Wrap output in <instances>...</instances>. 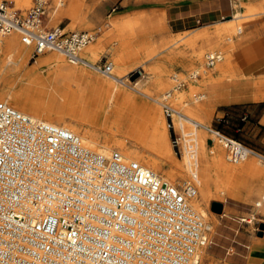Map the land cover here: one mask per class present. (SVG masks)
Returning <instances> with one entry per match:
<instances>
[{
  "label": "built area",
  "instance_id": "obj_1",
  "mask_svg": "<svg viewBox=\"0 0 264 264\" xmlns=\"http://www.w3.org/2000/svg\"><path fill=\"white\" fill-rule=\"evenodd\" d=\"M46 5L45 0H36L22 14L0 1V38L19 31L34 57L48 49L82 61L79 54L95 35L50 26ZM219 60L218 54H209L207 66ZM93 67L111 75L112 65L106 61ZM170 95L166 93L161 103L168 116L178 113L165 103ZM4 129L34 137L49 165L48 177H53L52 183L47 176L41 179L43 191L34 198V221L25 228L30 239L19 241L16 234L10 235L22 250L34 249L43 264H201L211 229L192 203L197 197L195 176L181 184L169 183L118 151L102 156L82 145L64 125L31 117L0 101V131ZM207 130L212 143L217 140L226 148L233 164L260 156L220 129ZM8 211L13 214L11 208Z\"/></svg>",
  "mask_w": 264,
  "mask_h": 264
},
{
  "label": "bare ground",
  "instance_id": "obj_2",
  "mask_svg": "<svg viewBox=\"0 0 264 264\" xmlns=\"http://www.w3.org/2000/svg\"><path fill=\"white\" fill-rule=\"evenodd\" d=\"M14 1L18 7L29 8L32 4V0ZM63 1L56 0L57 7L65 5ZM75 2L73 0L67 10H61L58 13V10H56L54 22L60 23L66 13L73 16V9L70 6L73 8L76 5ZM239 2L243 6L244 0H239ZM256 9H259V7ZM256 9L253 7L247 8V11L245 10L246 15L233 18L231 21L221 23V25L213 28L205 27L188 41L190 45H194L196 40H201L200 46L193 48L192 61L199 66L192 72L195 76H201L202 79L199 80L205 86L218 80H225L224 78L237 81L234 75L231 74L234 55L237 50L233 49L230 53L218 52L216 51L217 42L226 38L232 39L235 35H239L250 22L248 20H251L255 15L252 12ZM72 20L71 25L74 24L75 27L83 19L76 17ZM120 27L124 29L123 31L132 30L133 24L131 21H127L116 25V29ZM120 32L119 29L118 33ZM127 36L129 35L127 34ZM131 36L133 38V35ZM19 38H21L19 31H13L11 34L0 38V86L3 85L8 88L5 94L0 95V100L13 103L20 110H18L19 112L23 111L21 113H26L31 117L64 125L80 138L82 145L88 146V148L102 156L109 157L114 145V147L121 150L120 153L127 158L126 160L138 162L158 174L164 165L169 164L176 171L173 174L160 175L169 183L174 184L177 179L191 173L192 177H196L198 192V196L192 203L203 215L207 214V210L202 205L204 202L208 203L209 198L213 196L211 185L215 184L217 186L216 193H222L224 192L222 188L224 187L222 185L223 179L227 180L241 171L237 165L228 162L229 158L225 154L222 144H216L215 151L211 150L214 156L208 154L207 137L202 128L209 129V114L204 113L201 115L192 107L188 108L187 114L174 108L178 112L174 114L177 118L172 115L164 118L159 108L144 101L147 110L146 116L150 119L152 126L150 132L144 136H137L135 127L127 130L126 119L130 118V113L126 107L130 108L129 105L137 99L123 89L124 87L128 88L129 85L123 79L122 70L116 69L114 72L111 71L110 76L104 75L107 79L97 77V84L92 89L96 95L94 108L82 102L79 103L72 96L71 82L78 80L80 83L88 82L91 84V80H86L94 78L90 72L83 70L79 64L99 72L93 67L96 65V61L93 53H91V49L94 51V48L89 47L92 43L80 52L79 55L82 59L80 62L72 60L57 51L44 50L41 53L42 55L53 51L51 55L43 57L44 64L51 66V70L45 77L50 82L47 88H44V83L38 82L40 76L29 70H24L20 77L19 74L14 80H10L12 79L9 78L10 73L18 66L24 68V63L30 56V50L26 46H22L23 43L19 42ZM228 45L233 48L230 40ZM176 51V48H173L168 56H175L178 54ZM206 51H210L208 55L218 54L220 56V60L212 70L203 65ZM82 52H84L87 59L82 57ZM120 61L125 60L122 58ZM111 65L113 69L114 64L111 63ZM256 83L258 87L264 86V81H257ZM197 89L200 88L192 87L191 93H195ZM140 93L152 98L149 91ZM198 94L200 92L196 93L195 96V102L197 103L200 102L197 97ZM176 95L180 96L177 91L174 96ZM255 98L264 100V95L257 94ZM152 99L160 104L163 102V100L160 102L156 98ZM14 106L13 108H15ZM119 106H123L126 111H121ZM200 107L205 109V104H200ZM186 123L193 125L194 128L192 127V130L186 131ZM172 128L175 130L180 129L184 136L183 141L181 140L183 155L180 157H185L186 170H182L181 164L176 160L174 153L176 147L172 143L169 131ZM119 136L123 138L120 139ZM110 143L114 144L111 145ZM95 147L97 148L95 149ZM1 148L5 151L0 152V264H14V262L15 264H30L33 261H43L37 259L34 249L30 251L22 250L21 243L18 242L30 239L25 228L30 222L34 221L32 217L34 198L39 192L43 191L41 179L42 177H48V174L51 173L49 172V165L38 141L34 137L27 139L25 136H21L18 130L4 129L0 131ZM262 162H264V157L250 155L246 163L240 167L246 166L242 169L243 173L258 174V176L264 178V164ZM222 176H224L223 179ZM47 180L52 183L53 177L49 176ZM251 194L256 197V207H261L264 201V189L252 190ZM10 208L13 211L12 215L11 212H7ZM12 234H16L18 242L10 239ZM204 255L205 251H202L200 257L203 258ZM43 263L44 261L40 262V264Z\"/></svg>",
  "mask_w": 264,
  "mask_h": 264
},
{
  "label": "rangeland",
  "instance_id": "obj_3",
  "mask_svg": "<svg viewBox=\"0 0 264 264\" xmlns=\"http://www.w3.org/2000/svg\"><path fill=\"white\" fill-rule=\"evenodd\" d=\"M6 1L15 10H19L22 14H25L36 0H32V4L29 8L18 7L14 0ZM45 1L47 3L46 6L50 18V26L65 27L66 31L78 30L93 33L95 37L91 42L92 45L89 47L94 48V51L91 49V53H93L96 64H101L106 61L107 63L114 64L112 72L116 69L123 71V79L126 84L129 85L128 88L124 87L123 89L137 99L129 105L130 108L126 107L130 113L129 117L131 118L126 119L127 130L135 127L137 136H144L150 132L152 126L150 119L146 116L147 110L144 101L159 108L164 118H167L168 115L165 113L161 104L154 101L152 98H156L158 101L162 102L164 95L167 92H171V95L165 102L169 106L181 110L184 114H187V110L190 107L197 110L201 115L207 113L209 114V128L220 129L224 133L229 132L236 134V138L241 140L249 148L264 150V118L260 120V123H257L256 117L251 118L250 115L251 110L254 109L256 104H259V112L264 110V100H252L254 95H264V86L258 87L256 83L257 81H264V67H262L264 66V62L262 66H255L256 63L251 64L252 61H256L264 55V0H244L243 6L240 5L239 0H75L76 5L73 6V8L70 6L71 9H73L74 15L72 16L66 13L63 20L58 24L54 22L56 10H58L57 13L64 9L67 10L73 0H64L63 3L65 5L60 7H57L56 0ZM232 1L234 2V7H232ZM250 7L255 9L259 7V9L252 12L255 13V15L251 20H248L250 22L246 25L244 30L239 35H235L232 39L226 38L219 40L217 42L216 51L230 53L233 49L237 50L234 55L231 74L234 75L235 80L245 83L246 85H251V87L248 89H236L234 86H231L232 84L230 81H227V78H224L225 80L220 84V88H218L217 95H215V100L212 102L213 105L209 113L206 107L205 109L207 111L201 107L199 108V106L209 99L210 90L208 87L212 83L205 86L203 82L200 81L202 79L201 76H195L193 74L195 68L199 66L192 61L193 48L200 46L201 40H196L194 45H190L188 41L192 39L196 33L203 30L204 27L213 28L214 26L221 25H214L215 23L246 15L247 13L245 10L247 11V8ZM241 11L244 12L241 13ZM144 15H147L146 18L142 19L143 24L146 23L144 26L145 28L123 31L124 29L120 27L119 29L121 32L118 33L119 29H116V25L113 22L114 17H116V24L119 25L123 21H140L141 17ZM76 17H80L83 20L74 27V24L71 25V23L73 21L72 19ZM153 18H158V20H154ZM187 19L191 21L189 23H182ZM127 34L129 36H127ZM131 35H133V38H131ZM229 40L233 44V48L229 47ZM19 42L21 44L23 43L21 38H19ZM22 46H26L28 50H30V56L26 63H24V68L16 66L17 69H14V71L10 73L11 75L9 78H12L10 80H14L19 74L20 77L24 70H29L34 72L33 74L39 75L40 79L38 82L44 83L45 87H43L47 88L50 82L46 80L45 77L51 70V66L44 64L43 57L51 55L53 51L34 57L32 47H28L24 43ZM173 48H176L178 54L175 56H168V53ZM209 52L206 51L204 54L203 65L209 70H212L215 66L208 67L206 63V56ZM55 53L60 55L57 52ZM81 55L84 59H87L84 52H82ZM118 58L120 60L123 58L125 61H120ZM263 60L264 58H261L257 63H261ZM79 66L83 70L90 72L94 78H88L86 80H91V84L88 82L80 83L78 80H74L75 82L72 81V96H74L79 103L82 102L94 108L96 105L94 101L96 95L92 89L94 85L97 84V77L102 79H107V77L89 67L80 64ZM219 81L223 80H218L216 82ZM180 82H182V84L178 87ZM194 86L200 89H197L196 92L192 94L191 88ZM7 89L6 86L4 87L1 85L0 95L5 94L8 91ZM139 91H149L152 98L143 95ZM176 91L180 96H174ZM198 92H200L197 96L200 102L197 103L195 102V96ZM206 94L208 95V99L206 98ZM234 97H238L241 100L230 104L219 103V101ZM8 104L14 106L13 103ZM238 107H243L244 112L248 114L246 120L248 122L247 127L241 132H236L234 127V124L242 126L240 119L231 118L229 122L224 121V112ZM16 109L19 110L18 108ZM119 109L121 111H126L123 106H119ZM172 116L177 118L174 114H172ZM192 127L194 128L193 125L191 126V124L189 125V123H186L185 130H192ZM202 129L207 137L208 154L214 156L211 150L215 151V145L221 144L217 140L212 143L210 140V138L213 137L211 133L206 128ZM169 131L172 143L176 147V149L174 147L176 160L181 164L182 170H186L185 157H180L183 155L181 146L184 136L180 129L175 130L172 128V130ZM119 138L122 139L123 137L119 136ZM110 144L113 145L114 143ZM96 148L97 147H95V149ZM112 148L110 153L114 151L121 152V150L114 147V145ZM224 152L227 155L225 147ZM124 159L127 158L124 157ZM246 161L237 165L239 169H241L239 173L234 174L227 180L222 176V179L224 178L222 182L224 192L216 193L217 186L212 184L211 193L213 196L209 198L210 201L208 203L204 202L202 205L207 210V214L202 215L210 225L211 230L209 234L210 244L203 250L205 251V255L203 258L200 257L201 264H226L223 260H214L208 256L213 237L216 233H219L218 226L220 222V215L214 214L215 212L211 210L212 202L225 203L230 197H239L245 202V207L251 208L248 214L242 215L247 220H252V222L248 224L249 230L253 232L256 227L258 228V223L264 222L262 220L264 219V201L261 207H256V197L251 194L252 190L264 189V178L258 176V174L243 173L242 169L246 166H240L245 164ZM228 162L232 163L230 160H228ZM262 163L264 164V162ZM175 171L176 169L174 167L167 164L162 167L159 174H173ZM191 178V173H188L186 176L177 179L174 184H181L185 180H191ZM242 196L245 197L242 198Z\"/></svg>",
  "mask_w": 264,
  "mask_h": 264
},
{
  "label": "crops",
  "instance_id": "obj_4",
  "mask_svg": "<svg viewBox=\"0 0 264 264\" xmlns=\"http://www.w3.org/2000/svg\"><path fill=\"white\" fill-rule=\"evenodd\" d=\"M232 7H234V2L232 1ZM147 15L141 17L140 21L135 20L132 22L133 28L135 30L137 28H145L146 23L143 24L142 19L146 18ZM114 17L115 25L117 21ZM154 19V18H153ZM154 20H158L154 19ZM191 20H184L182 23H189ZM229 20L221 21L219 23H215L214 25L221 24L224 22H229ZM127 22L123 21L122 23ZM121 23V24H122ZM205 28V27H204ZM261 58H264V55L258 58L256 61H252L251 64H255V66H262L264 60L261 63H257ZM249 64V65H251ZM264 65V64H263ZM264 67V66H262ZM230 81V80H227ZM223 81L215 82L210 84L208 87L210 90V96L208 99V95L206 94V100L204 102L205 107L208 111H211L212 102L215 100V95L218 92V88H220V84ZM231 86H234L236 89L245 88L248 89L251 85H246L245 83H241L240 81H230ZM244 86V87H243ZM256 95L252 97V100L262 101V99H256ZM205 98V99H206ZM241 99L238 97L227 98L225 100L219 101V103H234L238 102ZM259 104L254 106V109L251 110L250 115L252 117H256L257 123H260V120L264 118V110L259 112ZM257 115H256V114ZM225 122H229L231 118H238L242 122V126L235 125L234 127L239 128L240 131H244L247 127L248 122L246 121L248 118V114L244 112V108H232L229 111L224 112ZM264 122V119H263ZM236 131V130H235ZM227 135L236 137V134H232L229 132H225ZM260 156L264 157L263 149H253ZM245 196H242V198ZM223 204V210L221 214L214 213L216 215H220V222L218 226L219 233L213 237L212 244L209 247L208 256H210L214 260H223L226 264H264V230L262 236H258L259 229H256L252 232L249 230V221L244 218L242 215L248 214L251 211V208L245 207V202L241 200L239 197H230ZM227 211V212H226ZM255 216V215H254ZM264 221V219H262ZM252 222V221H251ZM264 223V222H263ZM261 223H258V226ZM221 231V232H220ZM209 257V258H210Z\"/></svg>",
  "mask_w": 264,
  "mask_h": 264
},
{
  "label": "water",
  "instance_id": "obj_5",
  "mask_svg": "<svg viewBox=\"0 0 264 264\" xmlns=\"http://www.w3.org/2000/svg\"><path fill=\"white\" fill-rule=\"evenodd\" d=\"M211 210L217 214H221L223 210V204L216 201L212 202ZM258 229H259L258 236H262L264 230V223L259 224Z\"/></svg>",
  "mask_w": 264,
  "mask_h": 264
}]
</instances>
